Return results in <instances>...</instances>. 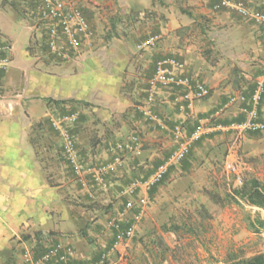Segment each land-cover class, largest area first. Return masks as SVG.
<instances>
[{
    "label": "rangeland",
    "instance_id": "374dc122",
    "mask_svg": "<svg viewBox=\"0 0 264 264\" xmlns=\"http://www.w3.org/2000/svg\"><path fill=\"white\" fill-rule=\"evenodd\" d=\"M69 1L79 5L85 12L93 31L92 39L84 46V53L68 61L69 65L62 70L74 79L79 78L80 64L87 58L128 57L134 61L138 73H143L139 70L145 67H148L146 72H149L147 69H151L165 55L187 61L179 54L164 52L167 47L173 50L180 46L183 48L179 50L190 51L194 59H205L208 56L212 63L208 62L210 65H220L217 67L222 72L230 71L234 84L240 78L245 79L246 74L250 79L246 80V86L249 84L252 89L257 77L264 72V39L259 27L242 18L235 10L214 12L213 6L218 0ZM240 1L252 9L264 12V0ZM7 7L17 16L19 23L30 28V46L27 50L34 57L44 59V63L48 65L52 57L42 42L45 25L33 3L30 0H1V8ZM183 8L191 11L194 18L182 14ZM139 13L142 14L138 15ZM155 35L160 37L158 43L153 47H143V43ZM1 46L10 49L7 42L0 40V48ZM9 49L0 52L1 76L7 69ZM224 52L225 55L234 54L240 65L232 67L234 62L223 63L221 60ZM143 78V83L137 86L143 90H137L138 93L134 95L132 92L136 84L125 79L127 83L122 93L134 99V106L123 115L115 113L112 115L114 120L110 122L102 123L96 112H85L78 101L71 100L74 103L64 104L68 106V111L77 113L80 119L74 138L78 151L88 166L99 165L100 162H95L99 161L95 157L102 159L104 156L114 155L115 152L110 150L115 143L127 139L135 131V134L139 133L130 125L119 130L117 126L121 125L122 128L121 121L147 124L135 112V106L145 95L147 78ZM4 82L5 80L0 85L3 86ZM0 91L4 92L2 88ZM46 101L48 109L57 106L61 112L65 108L61 106L63 104H56L62 101ZM38 124L33 125L31 138L32 142L35 141L34 148L43 154L54 155L57 160L55 166L59 169L65 165L63 159L66 161L59 144L60 138L56 133L51 134L44 124ZM232 133H217L214 144L197 149L192 157L193 165L190 160L184 162L191 165L188 173L178 170L174 178L166 182L159 201H156V212L152 216H145L133 241L109 254L107 264H225L231 257H251L264 253V232L256 234L248 226L250 219L257 215L264 219V212L244 202L241 206L232 204L221 208L207 196L208 193H216L225 197L232 189L240 187L244 178L254 177L264 184V133L244 135L236 142L233 150L236 135ZM140 137L142 138L141 135ZM99 144L100 150L97 151ZM228 162L236 166V173L227 170ZM184 164H178V167L181 168ZM67 166L69 168L68 164ZM115 180L113 177L109 181ZM89 182L88 190L83 193H80L81 185L77 180L72 183L73 194L60 193L68 210V218L64 210H53L52 214H57V225L61 231L46 233H53L47 241L55 237L68 240L76 250L86 254L85 260H97L102 253L109 252L114 243V233L109 227V221L117 216V203L124 206L125 202L123 198L116 199L113 187L105 191L100 188L101 185L93 183L91 178ZM151 204L152 201L147 212ZM209 215H213V218L210 219ZM128 216L131 218L132 214ZM175 226L181 227V231L176 234L164 229ZM28 234L30 232L20 234L16 245L19 241H24L23 237ZM11 261L16 264V259L12 258Z\"/></svg>",
    "mask_w": 264,
    "mask_h": 264
},
{
    "label": "crops",
    "instance_id": "0c3cea01",
    "mask_svg": "<svg viewBox=\"0 0 264 264\" xmlns=\"http://www.w3.org/2000/svg\"><path fill=\"white\" fill-rule=\"evenodd\" d=\"M77 6L80 8L79 5ZM83 13L85 14L84 11ZM0 40L7 42L10 46L7 69L2 76L0 74V83L5 80L4 85H0V90L1 88L4 90V92L0 91V264H12V258L16 259V264H24L22 258L24 245L36 247V249L39 246L45 249L47 247L44 245L45 243L50 245L56 242L58 237L49 241L44 239L41 242L24 240L28 242L25 243L21 240L17 245L16 240H20V234L27 232L31 234L41 231H61L57 225V214L53 215L52 211L64 210L67 217L68 210L59 195L60 193L73 194L74 186L72 183L76 180L71 168H67L64 159L63 165H65L58 169L55 166L57 160L54 155L43 154L34 148L36 147L35 141L32 142L31 138L33 125L36 123H39L38 125L44 124L51 134L55 133L49 125V116L64 114L69 110L68 106L64 105H61L65 107L62 108L61 112L57 106H51L48 109L46 99L78 101L82 104L85 112H96L102 123L110 122L113 119L112 115L115 113L123 115L134 106V99L122 93V89L127 83L125 79L136 84L134 92H132L134 95L138 93L137 90L142 89L137 86L143 83V77L148 80L152 75L155 64L151 69L150 67L147 69L150 70L147 71L148 73L146 72L148 67L143 70L140 68L139 71L143 73H138L134 61L128 57L87 58L80 64L79 78L74 79L62 71L64 67L69 65V62H59L52 58L47 65L44 63V59L40 60L34 57L27 50L30 46V28H27L24 23H19L17 16L8 7L1 8V0ZM179 48L183 47L180 46ZM179 48L169 50L167 47L164 52L165 54L167 52L184 56L187 59V73L203 82L211 90V96L205 100L196 101L192 110L181 112L174 103L173 93L169 90H163L156 97L154 113L163 121L165 128H161L157 126V123L150 122L141 116L137 112L136 106V114L147 124L121 121L122 128H120L121 125L117 126L119 130L130 125L139 132L138 135H141L144 141V151L141 158H136L131 154L117 156L120 158L117 171L107 176L104 185L100 187L105 191L113 187L116 199L123 198L126 202L129 197L123 193L131 181L147 180L155 167L165 161L177 149L178 141L174 136L175 127L181 126L183 138H188L201 121L212 118L216 111L227 105L232 98L239 95H244L248 99L251 98L255 85L252 89L249 84L246 86V80L250 81L246 74L244 75L245 79L240 78L234 84L230 71L228 73L222 72L217 67L220 65L212 66L202 57L194 59L190 51L185 52ZM238 60L234 54L225 55L224 52L221 61L223 63L228 61L230 64L234 62L232 65L234 67L240 65ZM244 86L246 87L244 88ZM144 88L146 89V85ZM244 90L246 91L244 92ZM144 99L145 95L139 103ZM247 105L240 102L231 105L223 117L206 123L203 135L192 145L187 158L181 164L190 160V164L193 165L192 157L195 156L197 149H200V146H208L216 142L214 141L215 135L221 132L214 129L216 124L229 126L245 121L247 115L243 109ZM259 114V119L264 120V99ZM135 133L136 131L133 132V134ZM59 144L61 147V140ZM100 146L99 144L97 151L100 150ZM110 151L108 150L109 153ZM117 157L115 153L101 157L102 159L95 157V160H99L95 162H100L99 165L113 163ZM190 164L185 163L181 168L178 165L173 166L161 183L162 185L155 187L149 193L150 203L152 201L153 204H151L146 217L152 216L156 212L158 208L156 201H159L160 193L166 182L171 181L178 170L181 172L184 170L187 174L191 168ZM113 177L116 178L115 182H110V178ZM86 190L88 189L80 186V193ZM115 208L119 214L123 211L124 206L117 203ZM128 222L130 223L127 219L123 225L127 226ZM76 252L80 260L86 256L78 249Z\"/></svg>",
    "mask_w": 264,
    "mask_h": 264
},
{
    "label": "built area",
    "instance_id": "2783aa9c",
    "mask_svg": "<svg viewBox=\"0 0 264 264\" xmlns=\"http://www.w3.org/2000/svg\"><path fill=\"white\" fill-rule=\"evenodd\" d=\"M43 24L45 25L46 47L48 54L56 61L68 62L79 57L84 52V46L93 37L91 23L83 11L69 0H31ZM224 9L235 10L242 18L258 26L261 36L264 39V12L248 7L240 0H218L213 6V11L218 12ZM160 37L155 35L149 37L143 47H153L158 43ZM9 47L0 48V52H6ZM188 65L185 60L176 56L166 55L155 62L154 71L146 82L145 99L136 106L137 112L150 122L157 123V126L165 128V125L154 113L156 97L160 91L169 90L174 95V103L179 111L186 112L194 108L196 101H201L211 96V90L199 80L187 73ZM264 99V72L256 79L255 88L248 99L244 95L232 98L227 105L216 111L210 119H205L196 127L195 131L188 138H183L181 126L174 129V136L178 141L177 149L153 171L151 176L145 180H133L126 188L124 195L129 199L124 203V209L116 217L110 219L109 227L114 233V244L107 253H102L98 260H80L75 247L68 240L58 239L56 242L46 245L45 251L37 256L36 247L24 245V264H107L111 252L117 251L123 245H127L136 237L140 223L144 220L150 204L149 193L160 184L168 175L170 169L181 164L187 158L192 145L197 142L205 131V124L217 120L225 112L238 102L247 105L243 112L247 119L240 123L229 126L216 124L217 131L233 132L236 135L232 150L236 142L246 134L264 133V122L260 118V106ZM78 114L66 112L60 115H51L48 118L51 129L59 136L62 143V150L71 168L75 179L86 189L89 179L98 185H104L105 178L117 171L119 157L122 154H131L141 158L144 151V141L138 134H132L125 140L114 144L111 151L116 154V161L113 163L88 166L82 159L73 130L78 123ZM227 170L236 173V166L228 162ZM132 214L131 218L128 216ZM130 223L124 226L127 221Z\"/></svg>",
    "mask_w": 264,
    "mask_h": 264
},
{
    "label": "trees",
    "instance_id": "16d2710c",
    "mask_svg": "<svg viewBox=\"0 0 264 264\" xmlns=\"http://www.w3.org/2000/svg\"><path fill=\"white\" fill-rule=\"evenodd\" d=\"M33 5H34V3H33ZM34 8L36 9V7H34ZM181 13L184 15H187L191 18H194V15L192 14V12L188 11L185 8L181 9ZM141 14L142 13H139L138 15H141ZM46 39H47L46 34H44L42 37V42H43L44 48L47 50ZM205 60L207 62L211 63V61H209L208 56L205 57ZM68 103H74V101L56 102V104H58V105L59 104L64 105V104H68ZM68 112L73 113L71 110ZM79 120H78V123L73 130V135L76 134L77 128L79 127V122H80ZM160 184L156 185L155 187L159 186ZM207 196L214 204L218 205L221 208H224L226 206H230L232 204H236V205L241 206L244 202L248 206L257 208V209L264 212V184L260 180H258L257 178H254V177L244 178L242 180L241 186L232 189V192L227 193L225 197H222L216 193L215 194L214 193H208ZM209 218L212 219L213 215H209ZM248 226L252 232H254L256 234H261L264 232V219L260 215H257V216H255L254 219H250ZM164 229H165V231L171 232L174 234L181 231V227H178V226L164 227ZM51 235H53V233H46L44 231L35 232V233H31V234L25 236L24 240L41 242L44 239L47 240L48 237ZM44 251H45V249H42L41 247L38 246L36 249L37 256H40ZM99 258H97V260ZM225 264H264V253H258L256 255L251 256V257H231L230 259H228L225 262Z\"/></svg>",
    "mask_w": 264,
    "mask_h": 264
}]
</instances>
